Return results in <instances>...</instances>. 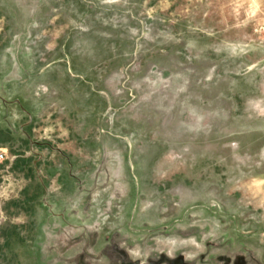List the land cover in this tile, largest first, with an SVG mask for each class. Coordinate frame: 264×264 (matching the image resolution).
Wrapping results in <instances>:
<instances>
[{"label": "rangeland", "instance_id": "1", "mask_svg": "<svg viewBox=\"0 0 264 264\" xmlns=\"http://www.w3.org/2000/svg\"><path fill=\"white\" fill-rule=\"evenodd\" d=\"M0 150L49 264H264V0H0Z\"/></svg>", "mask_w": 264, "mask_h": 264}, {"label": "crops", "instance_id": "2", "mask_svg": "<svg viewBox=\"0 0 264 264\" xmlns=\"http://www.w3.org/2000/svg\"><path fill=\"white\" fill-rule=\"evenodd\" d=\"M36 182L27 181L22 194L12 202L15 205L8 212L10 227L0 228V237L5 247L14 244L26 246L25 252L15 254L20 264H49L59 252V248L50 245L48 238L62 240L64 236V221L71 219L72 211L65 212V195L62 190L49 194V185L41 184L43 189L40 196H33L32 189L39 187ZM59 185V184H57ZM62 187V186H58ZM61 223V228H53V222Z\"/></svg>", "mask_w": 264, "mask_h": 264}, {"label": "built area", "instance_id": "3", "mask_svg": "<svg viewBox=\"0 0 264 264\" xmlns=\"http://www.w3.org/2000/svg\"><path fill=\"white\" fill-rule=\"evenodd\" d=\"M4 158V153L0 150V161H2Z\"/></svg>", "mask_w": 264, "mask_h": 264}]
</instances>
